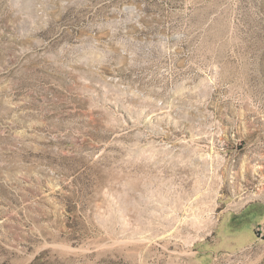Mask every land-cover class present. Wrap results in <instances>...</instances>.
I'll list each match as a JSON object with an SVG mask.
<instances>
[{
  "label": "rangeland",
  "instance_id": "374dc122",
  "mask_svg": "<svg viewBox=\"0 0 264 264\" xmlns=\"http://www.w3.org/2000/svg\"><path fill=\"white\" fill-rule=\"evenodd\" d=\"M257 200L264 0H0V264H264Z\"/></svg>",
  "mask_w": 264,
  "mask_h": 264
},
{
  "label": "crops",
  "instance_id": "0c3cea01",
  "mask_svg": "<svg viewBox=\"0 0 264 264\" xmlns=\"http://www.w3.org/2000/svg\"><path fill=\"white\" fill-rule=\"evenodd\" d=\"M239 220V227L232 222ZM215 237L209 242V251L236 253L264 246V200L244 206L240 212L228 214L216 227Z\"/></svg>",
  "mask_w": 264,
  "mask_h": 264
}]
</instances>
